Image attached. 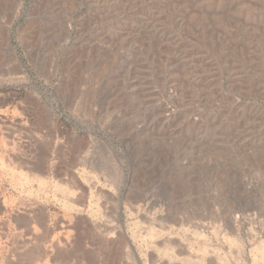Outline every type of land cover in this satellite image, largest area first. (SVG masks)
Returning a JSON list of instances; mask_svg holds the SVG:
<instances>
[{"label":"rangeland","instance_id":"1","mask_svg":"<svg viewBox=\"0 0 264 264\" xmlns=\"http://www.w3.org/2000/svg\"><path fill=\"white\" fill-rule=\"evenodd\" d=\"M262 249L264 0H0V264Z\"/></svg>","mask_w":264,"mask_h":264},{"label":"bare ground","instance_id":"2","mask_svg":"<svg viewBox=\"0 0 264 264\" xmlns=\"http://www.w3.org/2000/svg\"><path fill=\"white\" fill-rule=\"evenodd\" d=\"M48 231V230H47ZM50 232V231H49ZM48 235V234H47ZM94 248V247H93ZM263 250V249H262ZM264 251V250H263ZM263 251H261V252H263ZM64 255V254H63ZM263 255V254H262ZM264 256V255H263ZM32 260V259H31ZM31 260H29V262L31 261ZM66 260V259H65ZM61 263V262H60Z\"/></svg>","mask_w":264,"mask_h":264}]
</instances>
